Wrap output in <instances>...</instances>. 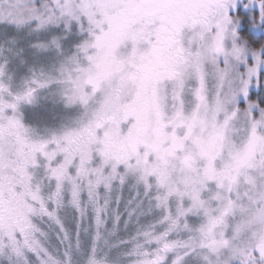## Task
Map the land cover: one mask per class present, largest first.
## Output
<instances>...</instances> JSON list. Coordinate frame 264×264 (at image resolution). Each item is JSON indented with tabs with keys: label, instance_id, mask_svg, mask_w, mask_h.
Listing matches in <instances>:
<instances>
[{
	"label": "snow or ice",
	"instance_id": "snow-or-ice-1",
	"mask_svg": "<svg viewBox=\"0 0 264 264\" xmlns=\"http://www.w3.org/2000/svg\"><path fill=\"white\" fill-rule=\"evenodd\" d=\"M0 264H264V0H0Z\"/></svg>",
	"mask_w": 264,
	"mask_h": 264
}]
</instances>
